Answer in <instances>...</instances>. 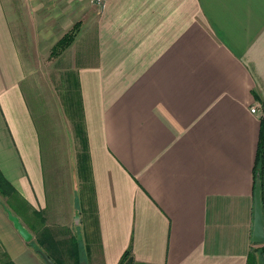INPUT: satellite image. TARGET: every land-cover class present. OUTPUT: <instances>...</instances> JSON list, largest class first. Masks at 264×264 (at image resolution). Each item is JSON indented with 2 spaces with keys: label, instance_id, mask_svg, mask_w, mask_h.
Here are the masks:
<instances>
[{
  "label": "crops",
  "instance_id": "obj_1",
  "mask_svg": "<svg viewBox=\"0 0 264 264\" xmlns=\"http://www.w3.org/2000/svg\"><path fill=\"white\" fill-rule=\"evenodd\" d=\"M21 3L46 45L82 22L67 49L83 56L76 71L96 216L84 245L90 263L118 264L130 247L121 264H246L262 244L251 233L264 0H0V168L36 210L51 176L20 85ZM17 215L31 239L0 201V246L15 264H46L34 222ZM45 246L65 264L58 244Z\"/></svg>",
  "mask_w": 264,
  "mask_h": 264
},
{
  "label": "rangeland",
  "instance_id": "obj_2",
  "mask_svg": "<svg viewBox=\"0 0 264 264\" xmlns=\"http://www.w3.org/2000/svg\"><path fill=\"white\" fill-rule=\"evenodd\" d=\"M17 15L19 20L14 31L20 44L24 71L20 85L41 143L44 166H47L45 168L51 178L47 179L48 201L45 208L35 210L28 201L16 198L19 209L14 212L24 221L34 222L36 228L32 229L37 235L33 240L35 247L45 251V244H38L37 240L50 238L53 245H59L61 250L58 254H61L64 263L75 264L74 255H68L66 247L71 250V244L75 248L79 243V256L91 264L84 245L87 250L89 224L94 226L96 219L95 200L91 178L81 168L77 155L78 141L81 136L84 137L85 130L76 71L83 56L77 46L67 49L73 41L61 53L51 55L55 41L44 44L46 35L42 27L33 26L32 20L27 17V6L19 4ZM77 20L74 19L67 30ZM81 28L80 20L74 39ZM48 173L46 171V177ZM50 186L54 187L55 204L49 197ZM0 201L10 208L6 196L0 194ZM64 204L70 210L67 215L66 211H60ZM55 206L59 211L51 214Z\"/></svg>",
  "mask_w": 264,
  "mask_h": 264
},
{
  "label": "trees",
  "instance_id": "obj_3",
  "mask_svg": "<svg viewBox=\"0 0 264 264\" xmlns=\"http://www.w3.org/2000/svg\"><path fill=\"white\" fill-rule=\"evenodd\" d=\"M79 21L80 20H77L69 30H67L62 36H60L54 42L50 50L51 55H57L61 53L73 41L75 35L77 34L79 30ZM79 99H80V106H82L81 98ZM79 140H80L81 147L78 148V153H77L78 159H79L81 168H84V170H87L89 167L88 165L89 164V160H88L89 154H88L86 129L84 130V137L81 136ZM263 168H264V122H262V125H261V131H260V136H259L258 145H257L256 160H255V165H254V187H255V177L256 175H258L260 178V194H261L262 207L264 203ZM0 194L7 197L8 205L10 206V209L12 211H17L19 209V206L16 204L17 203L16 198H19L23 200L24 202H27V200L20 194L18 189L14 186V184L4 175L1 168H0ZM46 239H47L46 237H43L42 239H38L37 242L38 244H41V245L46 244V243L51 245L52 243L49 240L46 241ZM36 248L41 249L39 247H36ZM130 251H131V248L129 247L122 253L118 264H121L124 261V259L130 254ZM263 255H264V241L262 242V244L258 246H252L250 248L247 254V258H246V264H262L263 257L258 258V256H263ZM52 259L56 263L61 264L57 259L55 258H52ZM81 259L83 258L80 257L79 252H77L74 258L75 264H79ZM0 264H15V262L6 252V250H4L1 246H0Z\"/></svg>",
  "mask_w": 264,
  "mask_h": 264
},
{
  "label": "water",
  "instance_id": "obj_4",
  "mask_svg": "<svg viewBox=\"0 0 264 264\" xmlns=\"http://www.w3.org/2000/svg\"><path fill=\"white\" fill-rule=\"evenodd\" d=\"M4 210L7 213L8 218L12 221L14 227L18 230L21 236L25 240H29L32 237L30 230L21 222L18 215L15 214L8 206L4 205ZM251 240L253 242L259 243L264 241V212L261 202L260 194V178L258 175L255 177V187L253 192V225ZM40 255L46 262V264H58L56 263L46 251L38 249ZM79 264H88L85 259H81Z\"/></svg>",
  "mask_w": 264,
  "mask_h": 264
},
{
  "label": "built area",
  "instance_id": "obj_5",
  "mask_svg": "<svg viewBox=\"0 0 264 264\" xmlns=\"http://www.w3.org/2000/svg\"><path fill=\"white\" fill-rule=\"evenodd\" d=\"M257 109H259V107L257 105H252L250 107V110L253 111V112L256 111Z\"/></svg>",
  "mask_w": 264,
  "mask_h": 264
}]
</instances>
